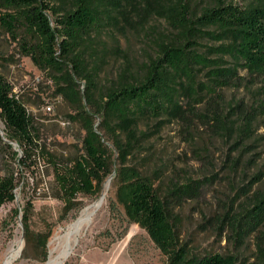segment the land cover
<instances>
[{"label": "trees", "instance_id": "obj_1", "mask_svg": "<svg viewBox=\"0 0 264 264\" xmlns=\"http://www.w3.org/2000/svg\"><path fill=\"white\" fill-rule=\"evenodd\" d=\"M153 19L164 21L167 29L150 32L155 36V53L138 70L120 49L118 37L112 36L111 50L124 64L117 79L102 88L106 57L94 50L97 35L123 26L148 33ZM0 30L17 44L21 56L31 58L47 74L56 94L75 113L70 119L85 132L83 153L74 160L65 162L50 153L41 142L34 116L0 75V117L7 139L22 154L7 142L4 148L12 150L20 175L36 166V154L47 158L55 173L56 197L64 202L68 215L80 208L79 195H101L104 183L115 173L118 203L132 223L146 230L169 264H238L235 255L195 256L181 243L174 214L180 204L174 202L188 194L193 183L165 186L164 181L158 182L161 172L148 176L128 161L151 136L142 126L155 122L159 131L182 121L191 127L201 104L205 108L199 117L214 129L237 135L240 141L252 135L256 118L242 102L220 110V92L243 86L246 77L241 71L264 76V0H0ZM205 40L214 44L204 45ZM96 118L102 119L100 127ZM107 141L118 152L117 170ZM17 180L14 171L0 175V207L16 200ZM33 211L29 201L23 209V255L33 248L38 252L35 259L46 261L52 232L32 230ZM247 215L245 223L233 225V230L239 239L258 234L253 264H264L263 194L255 197Z\"/></svg>", "mask_w": 264, "mask_h": 264}, {"label": "rangeland", "instance_id": "obj_2", "mask_svg": "<svg viewBox=\"0 0 264 264\" xmlns=\"http://www.w3.org/2000/svg\"><path fill=\"white\" fill-rule=\"evenodd\" d=\"M153 28L163 31L167 25L162 20L153 19L148 33L123 26L119 30L104 29L97 35L94 50L99 56L106 57L100 78L102 88L117 79L124 64V60L111 50L112 36L118 37L120 49L138 70L155 53V36L150 33ZM202 43L214 44L208 40ZM0 75L14 87V92L34 116L41 131V142L47 145L50 153L65 162L83 153L85 132L70 119L69 116L75 114L70 105L56 94V87L47 74L39 70L31 58L21 56L17 44L1 30ZM241 75L246 77L243 86L221 90L220 110L229 103L242 102L244 110L253 114L256 118L254 131L246 141L206 124L199 117L205 108L201 104L197 105V115L192 118L191 127L182 121L159 131L155 122L142 126L143 131L151 136L145 140L142 151L129 158L128 165L138 167L148 176L161 172L162 180L158 182L164 181L165 186L193 183V189L174 202L180 204L174 214L181 243L186 244L193 255L232 254L238 258V264H253L256 262L258 234L239 239L233 225L244 224L248 212L254 208L255 197L264 195V76L252 77L245 71H241ZM206 80L203 77V81ZM81 90L84 93V81ZM48 106L52 107L51 111L47 110ZM243 117L241 114V121ZM65 121L69 125H64ZM95 122L96 127H100L102 119L96 118ZM5 130L6 125L0 117V175L14 171L18 186L16 200L0 207V264L5 262L10 249L17 248L18 240L23 241L24 250L26 248L23 209L29 201L34 204L32 230L44 234L52 232L47 243L48 259L36 260L38 252L31 248L25 257L23 250L12 264H47L53 251L59 253L63 249L59 238L68 232L84 209L101 199L110 178L112 185L103 208L92 226L82 232L71 256L62 264H169L146 230L132 223L124 207L118 203L115 173L104 183L101 195H79L80 208L66 215L64 202L56 197L55 173L47 158L36 154V166L24 176L20 175L12 150L4 148L6 142L1 133L7 139ZM12 143L13 150L22 154L18 145ZM107 144L113 156L114 170H117L120 166L118 152L111 141ZM259 176L261 178L257 181Z\"/></svg>", "mask_w": 264, "mask_h": 264}, {"label": "bare ground", "instance_id": "obj_3", "mask_svg": "<svg viewBox=\"0 0 264 264\" xmlns=\"http://www.w3.org/2000/svg\"><path fill=\"white\" fill-rule=\"evenodd\" d=\"M111 185L112 178L108 180L101 199L84 209L79 218L70 226L68 232L59 238V245H61L63 249L59 253L53 251L47 264H62L63 261L66 260L68 253L76 247L82 232L92 226L95 217L103 208L111 189ZM16 244L17 248H12L9 250V252L6 254L7 258L5 262H2V264H12L22 255L24 250V242L18 240Z\"/></svg>", "mask_w": 264, "mask_h": 264}, {"label": "water", "instance_id": "obj_4", "mask_svg": "<svg viewBox=\"0 0 264 264\" xmlns=\"http://www.w3.org/2000/svg\"><path fill=\"white\" fill-rule=\"evenodd\" d=\"M1 135H2V138L4 139L5 142H7V143L13 145L12 142H10L8 139L4 138V136H3L4 134H3V133H1ZM71 254H72V251H70V252L68 253V255H67V257H66V260L71 256Z\"/></svg>", "mask_w": 264, "mask_h": 264}, {"label": "built area", "instance_id": "obj_5", "mask_svg": "<svg viewBox=\"0 0 264 264\" xmlns=\"http://www.w3.org/2000/svg\"><path fill=\"white\" fill-rule=\"evenodd\" d=\"M47 110L51 111V110H52V107H51V106H48V107H47ZM63 124H64V125H69V122H64Z\"/></svg>", "mask_w": 264, "mask_h": 264}]
</instances>
